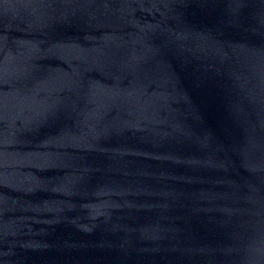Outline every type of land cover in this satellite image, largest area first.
I'll use <instances>...</instances> for the list:
<instances>
[{"label": "water", "instance_id": "obj_1", "mask_svg": "<svg viewBox=\"0 0 264 264\" xmlns=\"http://www.w3.org/2000/svg\"><path fill=\"white\" fill-rule=\"evenodd\" d=\"M0 264H264V0H0Z\"/></svg>", "mask_w": 264, "mask_h": 264}]
</instances>
